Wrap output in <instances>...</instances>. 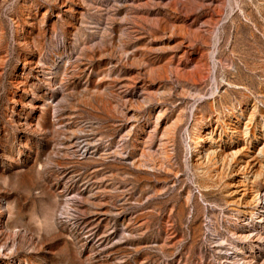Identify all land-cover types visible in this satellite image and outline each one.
I'll use <instances>...</instances> for the list:
<instances>
[{
    "label": "rangeland",
    "instance_id": "1",
    "mask_svg": "<svg viewBox=\"0 0 264 264\" xmlns=\"http://www.w3.org/2000/svg\"><path fill=\"white\" fill-rule=\"evenodd\" d=\"M263 147L264 0H0V264H264Z\"/></svg>",
    "mask_w": 264,
    "mask_h": 264
},
{
    "label": "bare ground",
    "instance_id": "2",
    "mask_svg": "<svg viewBox=\"0 0 264 264\" xmlns=\"http://www.w3.org/2000/svg\"><path fill=\"white\" fill-rule=\"evenodd\" d=\"M200 145H198L197 147H195L194 148V151H192V152H195L194 154H195V157H199V155H200V153H199V150H200ZM259 149H261V150H256L255 152H257V154H256V156H255V161L257 162V164H256V166H257V168H256V173H257V176H262L263 175V173H264V166H262V163H264L261 159L263 158L264 159V147L263 148H259ZM254 152V153H255ZM215 158V157H214ZM232 161H234V163H233V165L235 164L236 166H238V164L239 163H237L236 162V159L235 158H233V160ZM237 161H238V159H237ZM224 163H225V165H224V169L226 170V169H229V166L228 167H226L227 166V164H228V162L227 161H223ZM240 162V161H239ZM231 164V163H230ZM229 165V164H228ZM240 165V164H239ZM252 167H254V166H252L250 163H246V166L244 167V169H243V171L245 172V171H247V170H249L250 168H252Z\"/></svg>",
    "mask_w": 264,
    "mask_h": 264
}]
</instances>
